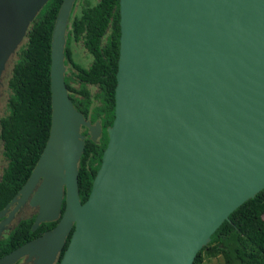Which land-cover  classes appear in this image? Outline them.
Masks as SVG:
<instances>
[{
    "label": "water",
    "instance_id": "water-1",
    "mask_svg": "<svg viewBox=\"0 0 264 264\" xmlns=\"http://www.w3.org/2000/svg\"><path fill=\"white\" fill-rule=\"evenodd\" d=\"M49 0H0L3 75ZM63 0L51 37V127L21 188L40 238L0 258L53 264H193L229 215L264 189V0H119L114 119L87 200L78 164L101 126L65 85ZM65 202L61 212L62 202Z\"/></svg>",
    "mask_w": 264,
    "mask_h": 264
},
{
    "label": "trees",
    "instance_id": "trees-1",
    "mask_svg": "<svg viewBox=\"0 0 264 264\" xmlns=\"http://www.w3.org/2000/svg\"><path fill=\"white\" fill-rule=\"evenodd\" d=\"M63 0H49L32 22L16 51L7 79L6 113L0 119V141L7 164L0 181V211L31 175L51 127V37ZM119 0H78L69 18L64 48L65 85L74 108L91 124L100 123L96 142L85 138L78 164V190L83 204L91 191L114 119V94L119 55ZM81 44L91 56L87 67L75 62L72 49ZM85 134V133H84ZM65 202L61 206L64 211ZM34 218L22 221L0 241V257L55 226ZM69 237L66 241V246ZM221 254L224 264H259L264 260V189L233 211L213 233L193 264Z\"/></svg>",
    "mask_w": 264,
    "mask_h": 264
},
{
    "label": "flooded vegetation",
    "instance_id": "flooded-vegetation-1",
    "mask_svg": "<svg viewBox=\"0 0 264 264\" xmlns=\"http://www.w3.org/2000/svg\"><path fill=\"white\" fill-rule=\"evenodd\" d=\"M75 3H78V0H75L74 4ZM74 4H73V6H74ZM71 12H72V10H71ZM79 48H81L84 52L81 53V54L78 53L77 51H78ZM72 51L75 54L74 56H78L82 60L80 65L84 66L85 64L88 63V66H89L91 64V61H92L91 56L86 52V50L83 48V46L81 44L80 45L79 44H75V47L72 49ZM85 67H87V66H85ZM1 96H2V92H1V88H0V98H1ZM3 111L4 112L6 111V104H5L4 108H3ZM1 117H0V119H1ZM81 134L84 135L85 138H89L90 139V134L83 127L81 128ZM1 147L2 148L0 150V166H1L0 181H1V178H2L3 171L6 168V164H7L6 158L4 157V153H3L2 142H1ZM38 186H39V184L36 186V188ZM36 188L34 189V191L29 195V197L22 204L18 203L20 198H21L20 195H19V192L21 190L20 189L18 191V193L15 195V197L11 200V202H9L5 206V208L0 211V241L7 239L15 231L17 226L22 221L27 220V219H32V218H34V220H35V217L38 214V212H39L38 210L39 209H38V207L36 208L34 206H31L30 200H31L33 194L35 193ZM63 202H62V205H63ZM57 223H58V221H56L55 226L57 225ZM32 227H33V225H32ZM54 227H52L50 229H47V230L43 231L41 234L29 239L27 242H24L19 247L23 246L26 243H29V242H31L33 240H36V239L40 238L45 232L53 229ZM37 229H35V230H37ZM31 230L35 231L32 228H31ZM66 241H67V239H66ZM19 247H17V248H19ZM66 248H67V246H66V242H65L64 247L62 248V250L60 252H58V254L56 256V259L53 262V264H59V262H60V260L62 258V255H63V253H64ZM11 252H9V253H11ZM6 255H4V256H6ZM4 256H2V257H4ZM2 257H0V258H2ZM39 259H40V257L38 255H31V256L28 255V256H25V257L21 258L20 260H18L15 264H36L39 261Z\"/></svg>",
    "mask_w": 264,
    "mask_h": 264
},
{
    "label": "rangeland",
    "instance_id": "rangeland-1",
    "mask_svg": "<svg viewBox=\"0 0 264 264\" xmlns=\"http://www.w3.org/2000/svg\"><path fill=\"white\" fill-rule=\"evenodd\" d=\"M78 53H83L84 51L79 48ZM81 59L78 56H75V62H77L78 64H81ZM11 63L12 60L9 62L8 67L3 75V79H2V86H1V92H2V96L0 98V117L4 116L6 111H3V108L7 102V97H8V90L6 87V83H7V79L9 77V73H10V69H11ZM84 66H88V63L85 64ZM1 141H0V150H1ZM0 170H1V166H0ZM203 264H224V259L222 257L221 254H216L213 258H209V259H204ZM259 264H264V260L262 262H260Z\"/></svg>",
    "mask_w": 264,
    "mask_h": 264
}]
</instances>
